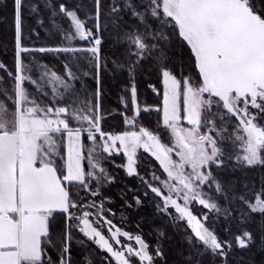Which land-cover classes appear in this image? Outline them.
<instances>
[{"label": "snow or ice", "instance_id": "snow-or-ice-1", "mask_svg": "<svg viewBox=\"0 0 264 264\" xmlns=\"http://www.w3.org/2000/svg\"><path fill=\"white\" fill-rule=\"evenodd\" d=\"M0 56V264L264 241V0H0Z\"/></svg>", "mask_w": 264, "mask_h": 264}, {"label": "trees", "instance_id": "trees-1", "mask_svg": "<svg viewBox=\"0 0 264 264\" xmlns=\"http://www.w3.org/2000/svg\"><path fill=\"white\" fill-rule=\"evenodd\" d=\"M10 2V0H9ZM43 35V33H42ZM9 62V61H8ZM10 63V62H9ZM112 102L115 103L116 98L113 96L111 98ZM238 176V174H237ZM260 178V173L259 172H253V178H250L249 180L256 181L255 179ZM257 182V181H256ZM258 183V182H257ZM159 222V221H157ZM260 222V218L257 217V222L256 223H250L247 225V227L254 232V235L256 237L255 241L251 243L250 245L244 247V248H239L238 245L233 246V252L236 254L237 257H239L240 261L242 264H264V241L261 239V232L259 228L257 227V224ZM233 231L238 232L239 231V226L236 224V222H233ZM179 237L177 236V240ZM209 258H205L206 264L207 260Z\"/></svg>", "mask_w": 264, "mask_h": 264}, {"label": "rangeland", "instance_id": "rangeland-1", "mask_svg": "<svg viewBox=\"0 0 264 264\" xmlns=\"http://www.w3.org/2000/svg\"><path fill=\"white\" fill-rule=\"evenodd\" d=\"M4 57L3 56H0V59H3ZM47 60L49 61H52L53 63L56 62V58L55 57H52V56H47L46 57ZM9 62H11L10 60V55H9V59H8ZM238 176H239V173H237ZM250 178H253V173H250L249 176H248V179ZM257 182H259V179H255ZM135 215H133L132 219L135 220ZM131 227L134 229L135 228V224L133 223L131 225ZM149 239H151L152 237H148ZM239 248H244V247H240L238 246ZM246 247V246H245ZM229 264H242V262L240 261L239 257L236 256V254L232 251L229 255Z\"/></svg>", "mask_w": 264, "mask_h": 264}]
</instances>
